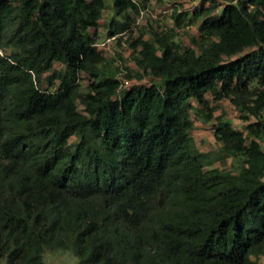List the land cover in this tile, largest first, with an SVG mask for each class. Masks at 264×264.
I'll use <instances>...</instances> for the list:
<instances>
[{"label":"trees","instance_id":"trees-1","mask_svg":"<svg viewBox=\"0 0 264 264\" xmlns=\"http://www.w3.org/2000/svg\"><path fill=\"white\" fill-rule=\"evenodd\" d=\"M107 1L0 0V261L44 264L63 248L81 264H260L264 0L175 9L197 24L195 45L174 26L140 35L137 76L157 80L128 87L97 39ZM142 1L112 0L108 38L134 28ZM207 93L255 117L246 132L215 127L244 157L238 172L206 169L191 133L189 100L210 110Z\"/></svg>","mask_w":264,"mask_h":264},{"label":"rangeland","instance_id":"rangeland-1","mask_svg":"<svg viewBox=\"0 0 264 264\" xmlns=\"http://www.w3.org/2000/svg\"><path fill=\"white\" fill-rule=\"evenodd\" d=\"M200 0H143L140 3V9L133 13L134 28L121 34V39L108 38L106 25L109 19L113 16L114 10L112 7V0L107 1V6L104 9L103 16L100 20L97 29V39L99 47H101L107 57L116 56L119 60L120 69L129 67V73L132 78L126 83V87L135 83L150 84L157 79L151 75L144 73L142 78L137 74L141 73L138 66L133 60V47L132 43L137 37L143 35L144 38L152 36L154 33H164L171 29L173 26L178 33L177 39L182 45L194 46L195 43L192 38H199V31L197 24H188V18L183 17L180 23H176V18L172 13L175 9L187 12L196 5ZM209 5V2L206 3ZM216 12V11H215ZM61 67L60 63L56 64ZM126 70V69H125ZM89 76L85 73L81 74L80 86L85 89L88 85ZM210 101V110H204L195 99L189 100V109L194 120V127L191 130L192 135L199 147L203 152L209 154L206 169L217 168L219 170H231L238 172L243 165L244 157L242 155L227 153L222 149V143L215 136V127L220 125L221 119L230 121L235 129L243 130L246 132V126L255 121V117L251 116L249 119L241 117L239 109L229 100L220 99L216 100L210 93H207ZM81 108V107H80ZM209 114V119L205 118L203 112ZM259 263L264 264V255L259 258ZM0 264H8L4 259ZM44 264H81L80 258L71 249L55 248L47 249L44 253Z\"/></svg>","mask_w":264,"mask_h":264}]
</instances>
